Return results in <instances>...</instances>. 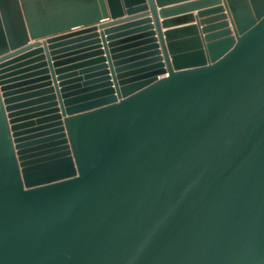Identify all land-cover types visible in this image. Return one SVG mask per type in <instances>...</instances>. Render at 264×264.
<instances>
[{
  "label": "water",
  "instance_id": "95a60500",
  "mask_svg": "<svg viewBox=\"0 0 264 264\" xmlns=\"http://www.w3.org/2000/svg\"><path fill=\"white\" fill-rule=\"evenodd\" d=\"M0 264H264V0H0Z\"/></svg>",
  "mask_w": 264,
  "mask_h": 264
}]
</instances>
